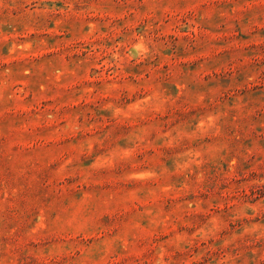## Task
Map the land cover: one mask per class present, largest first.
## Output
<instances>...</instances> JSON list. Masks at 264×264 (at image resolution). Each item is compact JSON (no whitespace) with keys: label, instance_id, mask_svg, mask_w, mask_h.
<instances>
[{"label":"rangeland","instance_id":"1","mask_svg":"<svg viewBox=\"0 0 264 264\" xmlns=\"http://www.w3.org/2000/svg\"><path fill=\"white\" fill-rule=\"evenodd\" d=\"M0 264H264V0H0Z\"/></svg>","mask_w":264,"mask_h":264}]
</instances>
